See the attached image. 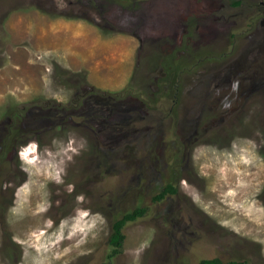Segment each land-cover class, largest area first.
<instances>
[{
	"label": "rangeland",
	"instance_id": "374dc122",
	"mask_svg": "<svg viewBox=\"0 0 264 264\" xmlns=\"http://www.w3.org/2000/svg\"><path fill=\"white\" fill-rule=\"evenodd\" d=\"M198 2L0 0V264H264V0Z\"/></svg>",
	"mask_w": 264,
	"mask_h": 264
},
{
	"label": "trees",
	"instance_id": "16d2710c",
	"mask_svg": "<svg viewBox=\"0 0 264 264\" xmlns=\"http://www.w3.org/2000/svg\"><path fill=\"white\" fill-rule=\"evenodd\" d=\"M176 192V188L173 184H166L164 187L161 188L160 192L155 195V200H160L164 196L169 194H174ZM146 209L144 207H137L134 208L131 211H128L124 213L121 217L114 220L112 223V234L110 236V244L112 245V251L108 254V258H111L112 256L120 253L121 247L123 244V240L125 238V235L123 233V228L127 222L134 221L140 216H142L145 213ZM103 264H109L108 262ZM197 264H245L241 260H221L218 257H212V258H202L198 261Z\"/></svg>",
	"mask_w": 264,
	"mask_h": 264
},
{
	"label": "flooded vegetation",
	"instance_id": "af4514ba",
	"mask_svg": "<svg viewBox=\"0 0 264 264\" xmlns=\"http://www.w3.org/2000/svg\"><path fill=\"white\" fill-rule=\"evenodd\" d=\"M147 1V0H146ZM149 2V1H148ZM150 2H151V0H150ZM197 2H198V0H197ZM170 1L169 2H167V5L166 6H170ZM197 6H196V5ZM195 4H193V6H194V9H193V11L192 12H188L187 13V15H189V14H192L193 15V18H191V20H190V22H192V23H190L189 22V24H190V26L193 24V22H194V20H196L197 18H198V20L200 21V23H202V22H206V20H207V17L205 16V15H203L201 12L203 11V10H205V9H207L206 7H204L205 5L203 4V8H200V3L198 2V3H195ZM235 4L236 5H238L239 3L238 2H235ZM167 9H169V8H167ZM175 9V8H174ZM162 11H165V12H167V10L166 9H163ZM207 11V10H206ZM210 11V10H209ZM203 15V16H202ZM159 18H161V17H158V12L156 11L155 12V14H154V16H153V18L151 19V20H155L156 22H157V24L158 25H160V20H159ZM150 20V21H151ZM175 21L177 20V19H174ZM208 22V21H207ZM167 23H168V25H171L172 23H171V20H168L167 21ZM182 26L183 27H186V26H188V24H187V22L186 23H184V24H182ZM172 29H174L173 27H172ZM199 31L201 30V28H197ZM182 30V29H181ZM186 30V29H185ZM183 31V30H182ZM192 31H195V29L194 30H192ZM182 40V39H181ZM190 38H187L186 40H185V45L186 44H188L189 42H190ZM198 40V39H197ZM199 42H200V40H199ZM183 44V43H182ZM197 44H200V43H197ZM186 46H185V48L183 49V51L185 52V50H186ZM184 54V53H183ZM172 85L174 86V83H172ZM85 96V95H84ZM86 96H88V95H86ZM76 101L75 100H73V102H70V104H74ZM81 110H85L86 111V114H87V116H88V114L90 115V118L88 117V120L89 121H91V120H94L95 119V117H96V115L95 116H93V115H91V113H90V107L92 108V105L94 104L92 101H90L88 98H86V97H82V99H81ZM79 109H80V107L77 109V111L79 112V113H81L80 111H79ZM87 110H89L88 112H87ZM93 113V112H92ZM167 196V195H166Z\"/></svg>",
	"mask_w": 264,
	"mask_h": 264
}]
</instances>
